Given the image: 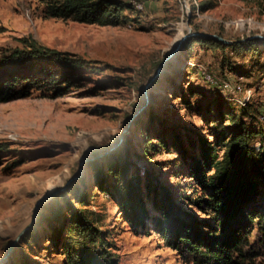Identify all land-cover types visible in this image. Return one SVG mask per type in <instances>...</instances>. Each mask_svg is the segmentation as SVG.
Wrapping results in <instances>:
<instances>
[{"label":"rangeland","instance_id":"1","mask_svg":"<svg viewBox=\"0 0 264 264\" xmlns=\"http://www.w3.org/2000/svg\"><path fill=\"white\" fill-rule=\"evenodd\" d=\"M46 1L0 0V55L33 42L95 68L81 71L76 87L62 98L33 96L0 104V260L31 221L37 202L54 192L39 210L33 226L38 225L37 237L30 244L22 239L4 264H66L52 235L59 209L71 200L55 199L84 180L86 209L98 219L115 264H188L154 227L155 202L166 191L186 211L208 219L192 204L201 195L189 170L190 158L200 155L199 139L216 142L223 132L237 133L242 126L257 135L253 142L260 148L264 0H117L132 7L127 23L118 27L50 18ZM189 31L247 46L240 51L198 43L184 48V41L157 75L174 40ZM154 77L145 99L143 90ZM123 147L128 165L115 177L107 171L108 158ZM82 162L81 177L67 185ZM92 164L100 165L107 192L95 184ZM137 175L141 188L134 192L146 214L141 227L133 224L138 200L125 198ZM257 202L264 213V194ZM249 244L250 259L264 264L256 232Z\"/></svg>","mask_w":264,"mask_h":264},{"label":"trees","instance_id":"2","mask_svg":"<svg viewBox=\"0 0 264 264\" xmlns=\"http://www.w3.org/2000/svg\"><path fill=\"white\" fill-rule=\"evenodd\" d=\"M128 9L132 7L117 0H49L44 11L46 16L54 19L118 27L127 23ZM201 10L206 11V6H202ZM197 43L233 51L247 46L246 43L228 46L192 37L186 41L184 48ZM91 66L92 63L82 58L46 49L33 42L26 49L2 54L0 104L33 96L62 98L76 87L81 71L95 68ZM222 134L216 142L199 139L200 155L189 161L190 173L201 191L192 204L209 218L200 220L174 202L166 191L159 193L155 202L159 217L155 219L154 227L167 246L188 264H255L250 259L249 249L254 232L264 245V213L258 209L257 202L264 194V138L257 149L253 142L257 135L242 126L237 133ZM160 143L167 148L165 141ZM221 151H224L222 156ZM125 153L123 147L118 156L108 158L112 162L108 164L107 171H112L115 177H119L128 165ZM92 166L98 174L95 184L99 190L107 192V180L103 174L101 176L100 165ZM85 185L86 182L80 180L55 199V203L70 199L79 206L74 207L70 201L69 207L59 209L53 224L54 246L63 250L66 264H115L106 252L107 238L96 227L98 219L86 209L88 197L84 194ZM140 188L141 179L137 175L132 179L125 198L138 200L133 224L141 227L146 214L142 201L135 194ZM51 204L53 202L43 210ZM36 226L23 238V244H30L37 237Z\"/></svg>","mask_w":264,"mask_h":264},{"label":"water","instance_id":"3","mask_svg":"<svg viewBox=\"0 0 264 264\" xmlns=\"http://www.w3.org/2000/svg\"><path fill=\"white\" fill-rule=\"evenodd\" d=\"M189 11V9H188ZM189 22V21H188ZM192 37H201V38H205L208 40H214L217 41L223 45H232L233 43L230 41L225 40L224 38L218 36V35H211V34H206V33H199V32H195L192 33L189 31V33L185 36H183L182 40L180 41V43L176 46L175 49H173L168 56L166 57V59L161 63V65L159 66V69L157 71V75L160 74L165 67L168 65V63L175 57V55L178 53L182 43L184 41H187L188 39L192 38ZM155 80V77L153 79H151L145 86L144 90H143V94L145 99L148 98V89L151 87V85L153 84ZM83 165V162L80 164V169H79V174L76 175L75 177H73L68 183L67 185H69L70 183H72L73 181H77L81 175H82V168L81 166ZM66 188V187H64ZM55 195V193H50L47 194L45 197H43L42 199H40L37 204L36 207L33 211V215H32V219L30 221V223L15 237V239L11 242L10 246L7 248L4 257L0 260V264H4L8 258L10 257L11 253L13 252L14 248L19 244V242L23 239V237L32 229V227L34 226V224L36 223L38 214H39V210L41 209L42 205L45 203V201L51 197H53Z\"/></svg>","mask_w":264,"mask_h":264},{"label":"bare ground","instance_id":"4","mask_svg":"<svg viewBox=\"0 0 264 264\" xmlns=\"http://www.w3.org/2000/svg\"><path fill=\"white\" fill-rule=\"evenodd\" d=\"M135 8L138 9V10H141L142 9V6L140 4H136L135 3ZM184 35H186V33ZM184 35H182L181 37L176 38L174 40V43H173V46H172L171 51L176 48V46L180 43V41L182 40V38H183ZM29 221H30V219L20 228V231H22L26 227V225L29 223Z\"/></svg>","mask_w":264,"mask_h":264},{"label":"built area","instance_id":"5","mask_svg":"<svg viewBox=\"0 0 264 264\" xmlns=\"http://www.w3.org/2000/svg\"><path fill=\"white\" fill-rule=\"evenodd\" d=\"M264 119V118H263Z\"/></svg>","mask_w":264,"mask_h":264}]
</instances>
